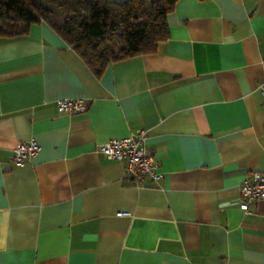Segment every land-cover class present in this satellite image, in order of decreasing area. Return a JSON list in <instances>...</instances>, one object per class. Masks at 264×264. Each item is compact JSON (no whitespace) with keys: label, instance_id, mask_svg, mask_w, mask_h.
Segmentation results:
<instances>
[{"label":"crops","instance_id":"0c3cea01","mask_svg":"<svg viewBox=\"0 0 264 264\" xmlns=\"http://www.w3.org/2000/svg\"><path fill=\"white\" fill-rule=\"evenodd\" d=\"M167 24L99 72L44 20L0 40V264H264V199L239 205L264 173V0H177ZM141 128L159 180L97 150Z\"/></svg>","mask_w":264,"mask_h":264},{"label":"trees","instance_id":"16d2710c","mask_svg":"<svg viewBox=\"0 0 264 264\" xmlns=\"http://www.w3.org/2000/svg\"><path fill=\"white\" fill-rule=\"evenodd\" d=\"M177 0H0V40L49 23L96 72L108 63L156 51L169 37Z\"/></svg>","mask_w":264,"mask_h":264},{"label":"built area","instance_id":"2783aa9c","mask_svg":"<svg viewBox=\"0 0 264 264\" xmlns=\"http://www.w3.org/2000/svg\"><path fill=\"white\" fill-rule=\"evenodd\" d=\"M264 97V78L261 84ZM58 110L68 114H77L86 110L85 101L81 98H59L56 100ZM40 150L38 142H18L13 148L12 159L15 163H22L37 154ZM97 150L106 158L123 162L124 176L138 182L146 177L159 180L162 173L157 160L146 148V130L137 129L127 136L110 138L101 142ZM239 205L246 213L253 200L264 199V173L251 172L239 186Z\"/></svg>","mask_w":264,"mask_h":264}]
</instances>
